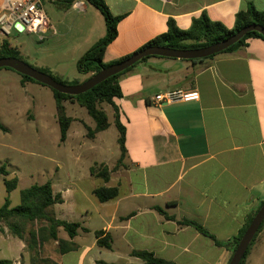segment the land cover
<instances>
[{"label": "crops", "instance_id": "1", "mask_svg": "<svg viewBox=\"0 0 264 264\" xmlns=\"http://www.w3.org/2000/svg\"><path fill=\"white\" fill-rule=\"evenodd\" d=\"M62 1L41 0L55 28L41 40V69L77 85L93 76L80 73L77 64L106 36V22L86 0H75L71 5ZM104 1L115 17H122L117 38L104 54L105 64L133 55L165 34L170 20L188 30L195 19L206 14L233 29L237 14L250 5L264 12V0ZM4 3L0 0V10ZM119 84L123 96L115 98L113 105L126 128V166L111 172L108 182L93 175L91 168L104 164L112 171L120 158L119 133L118 149L111 155L104 137L113 126L117 129L114 106L108 104L110 113L105 109L110 127L90 139L87 127L94 129L96 122L89 114L91 119L77 116L82 109L78 103L64 102L73 121L61 144L77 159L83 151L91 158L82 169L60 165L62 177L51 184L63 201L49 212L56 220L78 223L81 228L73 239L59 228L57 240L42 244L41 257L58 264H142L132 252L147 251L177 264H229L233 256L230 250L178 221H194L217 240L228 241L240 233L264 201V40L249 39L246 46L203 62L152 57L123 74ZM41 86L23 80L14 70H0V89L4 92L16 89L27 96L30 90L42 92ZM177 90L198 91L200 99L155 104L156 95ZM25 99L35 104L34 97ZM3 127L4 132H10ZM20 152L27 155L22 149ZM3 166L8 175L1 173ZM3 166L0 207L8 195L5 179L18 178L17 166ZM18 181L9 194L12 208L27 189ZM101 186L117 187L118 197L100 202L94 191ZM157 207L176 220L165 218ZM0 225V261L30 264L26 241L11 234L4 223ZM99 232L103 238H110V249L98 245ZM61 242H72L75 249L63 254ZM263 254L261 232L246 264H261Z\"/></svg>", "mask_w": 264, "mask_h": 264}, {"label": "trees", "instance_id": "2", "mask_svg": "<svg viewBox=\"0 0 264 264\" xmlns=\"http://www.w3.org/2000/svg\"><path fill=\"white\" fill-rule=\"evenodd\" d=\"M75 0H65L62 1L66 5H71ZM88 4L97 8L105 18L107 33L106 36L98 41L91 49H89L78 61L77 68L82 74L92 73L93 75L100 72L101 70L110 67L116 63H119L130 56L124 57L111 64H105L103 62L104 54L108 46L117 38V25L122 17H115L109 10L104 0H86ZM257 24L264 27V12L258 11L253 5H250L245 11H241L236 16L235 27L233 29H228L225 25L220 22L212 21L206 14L201 15L200 18L195 19L192 23L191 28L188 30L180 29L173 20L168 23V31L157 37L156 39L150 41L145 46H143L139 51L147 47H167L176 50H192L204 48L218 42H221L236 32L240 31L246 26ZM259 38L264 40V37L258 32L248 33L242 40H240L235 45L231 46L222 53L233 52L241 47L247 45L249 39ZM221 54V53H220ZM214 56L208 57L202 60H188L191 62H203L208 59H212ZM155 57V56H152ZM147 57L142 61L138 62L133 67L119 73L109 79L103 81L102 83L96 85L91 90L87 91L78 96H72L67 94L59 93L53 89V95L56 101V116L57 121L60 126L61 131V142H65L67 139V134L73 119L69 117L66 113V108L64 106L65 101H72L78 103L80 106L84 107L88 114L96 122V127L91 129L87 127V137L93 139L100 132L106 131L110 127L109 117L104 109H101L99 105L101 103H107L113 105V100L115 98H121L123 96L121 86L119 84V78L132 70L135 66L141 62L146 61ZM2 58H17L23 60L21 52L18 48L13 47L10 42L6 39L0 40V59ZM24 61V60H23ZM7 69V68H6ZM38 69V68H37ZM1 70V69H0ZM12 70V69H9ZM40 70V69H38ZM46 74L52 76L49 72L40 70ZM21 75V74H20ZM23 80L31 81L42 85L41 83L33 80L28 76L21 75ZM56 81L70 85L67 81L52 76ZM92 77V76H91ZM45 86V85H42ZM47 87V86H46ZM114 106V105H113ZM115 108V125L119 132L118 145L120 148V158L112 171L104 165H96L91 168V173L97 177L102 178L105 182L110 180L111 172L117 171L120 167H125V159L127 157V149L125 145L126 141V128L120 121V116L118 110ZM0 128L4 129L3 125L0 123ZM1 173L8 175L5 167L1 169ZM18 178L5 179V186L7 191L6 202L0 207V224L4 223L10 230L11 234L24 239L27 244V251L31 256L30 264H58L50 259H45L41 257V246L44 242L48 240H57L58 229L63 228L70 239H73L81 225L78 223H67L63 221L56 220L49 212V209L57 203H61L62 197L60 195H55L53 192L51 182L44 184H36L27 188L21 192V204L17 207L12 208L10 204L9 194L15 190L18 186ZM94 194L96 198L102 202H109L114 200L119 195V190L117 187H105L101 186L95 189ZM264 201L256 208L253 214L246 221L245 226L240 231V233L228 240L219 241L217 240L208 230H206L202 225L190 221V220H180L178 223L181 226H191L194 227L199 233L213 239L217 246L224 247L234 254L237 249L242 237L247 231L252 220L260 210ZM156 210L165 216L167 219L176 220L174 216H169L163 209L157 207ZM38 225L37 227H35ZM1 228V225H0ZM264 230V222L260 229L256 233L254 239L252 240L246 255L242 259L240 264H246L247 258L251 252V249L257 240L259 234ZM102 232L97 234L98 245L100 247L111 248V240L109 237H102ZM75 249V245L72 242H61L60 251L61 253H67ZM132 255L140 258L142 264H177L173 261H168L155 256L154 253L147 251H133ZM0 264H12L11 261H0ZM97 264H107L105 262H98Z\"/></svg>", "mask_w": 264, "mask_h": 264}, {"label": "rangeland", "instance_id": "3", "mask_svg": "<svg viewBox=\"0 0 264 264\" xmlns=\"http://www.w3.org/2000/svg\"><path fill=\"white\" fill-rule=\"evenodd\" d=\"M9 39L20 49L21 56L26 63L41 70V45L43 42L38 37L24 34L17 39L14 37ZM67 82L70 85L76 83ZM41 87H43L42 92L30 90L27 96L19 93L16 89L8 92L0 89V121L10 129V132L6 133L0 128V162H2L0 166L9 167L10 164L17 166L16 177L21 180L22 188L47 182L55 183L62 177L60 165H63L65 169L69 167L82 169L91 158L90 154L83 151L84 154L80 159H77L75 153L61 144V131L57 121L56 101L53 92L49 87ZM29 96L30 98L34 97L35 104L31 102V99H29L30 101L25 99ZM99 107L110 113L107 103H101ZM77 113L81 119L86 116L91 119L84 107ZM76 131L77 126H74L73 132ZM118 133V130L113 126L104 134L106 149L110 155L118 149L116 144ZM21 149L27 152V155H23L20 152ZM116 165L117 163H115ZM93 199L98 201L94 196ZM20 203L21 196H19L18 205ZM259 262L264 264V254Z\"/></svg>", "mask_w": 264, "mask_h": 264}, {"label": "water", "instance_id": "4", "mask_svg": "<svg viewBox=\"0 0 264 264\" xmlns=\"http://www.w3.org/2000/svg\"><path fill=\"white\" fill-rule=\"evenodd\" d=\"M250 32H258L264 37V27L257 24H252L244 27L231 37L221 42L200 49L176 50L167 47H147L141 51L134 53L129 58L101 70L100 72L94 74L84 83L77 85H66L60 83L49 74L41 72L40 70L26 63L25 61L17 58L0 59V69H12L21 75L28 76L33 80L41 83L42 85H45L55 91H58L59 93L78 96L83 93H86L87 91L91 90L96 85L102 83L110 77L122 73L123 71H126L127 69L133 67L138 62L142 61L147 57L155 56L179 60H202L224 52L225 50L242 40ZM263 222L264 204L261 206L260 210L249 225L237 249L235 250L229 264L241 263L242 259L246 255V252L252 240L254 239L256 233L260 229Z\"/></svg>", "mask_w": 264, "mask_h": 264}, {"label": "built area", "instance_id": "5", "mask_svg": "<svg viewBox=\"0 0 264 264\" xmlns=\"http://www.w3.org/2000/svg\"><path fill=\"white\" fill-rule=\"evenodd\" d=\"M55 28L47 17L41 0H5L0 10V36L3 39L20 34H33L44 40L48 31ZM198 91H166L155 96L158 106L178 102L199 101Z\"/></svg>", "mask_w": 264, "mask_h": 264}]
</instances>
